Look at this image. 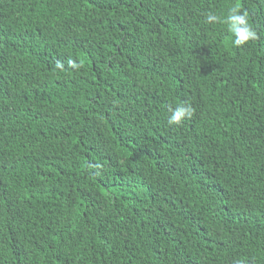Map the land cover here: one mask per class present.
<instances>
[{"label":"trees","instance_id":"1","mask_svg":"<svg viewBox=\"0 0 264 264\" xmlns=\"http://www.w3.org/2000/svg\"><path fill=\"white\" fill-rule=\"evenodd\" d=\"M0 264H264V0H0Z\"/></svg>","mask_w":264,"mask_h":264},{"label":"clouds","instance_id":"2","mask_svg":"<svg viewBox=\"0 0 264 264\" xmlns=\"http://www.w3.org/2000/svg\"><path fill=\"white\" fill-rule=\"evenodd\" d=\"M206 23L216 24L221 23L227 26V31L231 34L233 39L231 43L240 47L249 41H254L257 38L256 32L248 21V13L246 10H241L239 3L231 6L225 16H218L213 12L206 15ZM69 65L72 68H80L82 64H77L75 61L69 60ZM57 68L63 69L62 63H57ZM170 115L168 116V124L179 126L185 118H191L195 112L194 107L188 104H180L175 108H170Z\"/></svg>","mask_w":264,"mask_h":264}]
</instances>
